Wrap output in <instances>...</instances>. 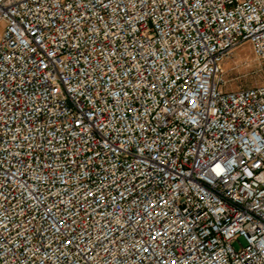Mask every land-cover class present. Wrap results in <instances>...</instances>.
I'll list each match as a JSON object with an SVG mask.
<instances>
[{"label": "built area", "instance_id": "built-area-1", "mask_svg": "<svg viewBox=\"0 0 264 264\" xmlns=\"http://www.w3.org/2000/svg\"><path fill=\"white\" fill-rule=\"evenodd\" d=\"M0 264H264V82L226 90L264 0H0Z\"/></svg>", "mask_w": 264, "mask_h": 264}, {"label": "rangeland", "instance_id": "rangeland-1", "mask_svg": "<svg viewBox=\"0 0 264 264\" xmlns=\"http://www.w3.org/2000/svg\"><path fill=\"white\" fill-rule=\"evenodd\" d=\"M222 71L226 90L253 87L264 82L257 69V61L247 43L235 47L223 60Z\"/></svg>", "mask_w": 264, "mask_h": 264}]
</instances>
